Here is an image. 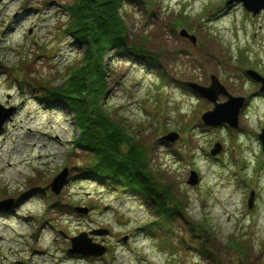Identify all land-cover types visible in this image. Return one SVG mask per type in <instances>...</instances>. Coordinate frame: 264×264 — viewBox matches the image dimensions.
I'll return each instance as SVG.
<instances>
[{
	"label": "rangeland",
	"instance_id": "374dc122",
	"mask_svg": "<svg viewBox=\"0 0 264 264\" xmlns=\"http://www.w3.org/2000/svg\"><path fill=\"white\" fill-rule=\"evenodd\" d=\"M72 1L0 0V105L16 108L0 130V202L12 201L0 209V264H264V93L246 74L264 77V10L254 16L228 0L121 3L129 44L157 61L105 56L100 101L145 149L171 207L161 215L141 194L86 174L92 153L73 144V111L43 100L81 63L65 32ZM210 75L247 99L238 130L202 122L214 104L185 83L208 86ZM170 132L178 138L162 140ZM89 240L103 256L69 252Z\"/></svg>",
	"mask_w": 264,
	"mask_h": 264
},
{
	"label": "trees",
	"instance_id": "16d2710c",
	"mask_svg": "<svg viewBox=\"0 0 264 264\" xmlns=\"http://www.w3.org/2000/svg\"><path fill=\"white\" fill-rule=\"evenodd\" d=\"M123 1L73 0L64 7L69 18L65 32L83 55L80 65L67 74L65 82L48 89L42 97L49 105L59 102L73 111L78 133L72 143L92 153L84 168L86 174L141 194L163 215L171 207L161 197L165 189L150 169L145 149L128 128L112 119L107 106L100 101L107 91L105 56L115 52L147 62L157 61L147 48L129 44L121 14Z\"/></svg>",
	"mask_w": 264,
	"mask_h": 264
},
{
	"label": "water",
	"instance_id": "95a60500",
	"mask_svg": "<svg viewBox=\"0 0 264 264\" xmlns=\"http://www.w3.org/2000/svg\"><path fill=\"white\" fill-rule=\"evenodd\" d=\"M234 2H241L246 10L250 11L253 15L259 14L262 10H264V0H228L227 5H230ZM179 35L183 38H186L192 42L193 45L196 44V37L190 34L186 29H181L179 31ZM246 74L259 82L260 92L264 93V77L261 76L258 72L247 69ZM186 85L198 95H201L208 101L214 104L213 109L204 112L201 115L202 122L211 127H219L222 125H227L230 128L238 129L239 127V115L243 110L246 102V98L243 96H233L231 95L226 87L220 83L218 78L215 75H210V84L208 86H202L200 84L194 82H186ZM223 95L227 98L224 102H218L219 96ZM16 108L11 106L8 109L4 105H0V130L2 129L3 124L11 119V117L15 114ZM259 139L262 143V150L264 153V128L259 134ZM178 138V133L170 132L168 135L163 137L164 141H174ZM221 150V144L216 143L211 149L210 153L212 155H216ZM68 175L67 169H64L56 178L53 180L51 186L52 191L55 193H59L60 189L63 187L66 182V177ZM187 183L195 186L199 183L198 174L195 171H191ZM254 200V191L250 193V197L248 200L249 208H252ZM12 203V201L0 202V209H3V205ZM82 212H87V209H80ZM107 233L104 230H95L91 234L102 235ZM87 235L83 234L81 238H86ZM91 239V238H90ZM90 242V240H89ZM106 251V247L100 246L99 244L89 243L88 247H82L74 244L73 249L70 250V253H80L84 256H102Z\"/></svg>",
	"mask_w": 264,
	"mask_h": 264
},
{
	"label": "bare ground",
	"instance_id": "6f19581e",
	"mask_svg": "<svg viewBox=\"0 0 264 264\" xmlns=\"http://www.w3.org/2000/svg\"><path fill=\"white\" fill-rule=\"evenodd\" d=\"M227 10H229V9H227ZM227 10H226V11H227ZM221 12H225V11H221ZM223 15H224V14H223Z\"/></svg>",
	"mask_w": 264,
	"mask_h": 264
}]
</instances>
